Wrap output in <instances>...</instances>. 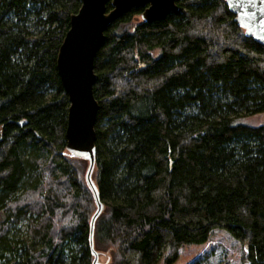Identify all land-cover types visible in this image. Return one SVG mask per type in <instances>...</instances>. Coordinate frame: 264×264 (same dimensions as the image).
I'll return each instance as SVG.
<instances>
[{
	"label": "trees",
	"instance_id": "obj_1",
	"mask_svg": "<svg viewBox=\"0 0 264 264\" xmlns=\"http://www.w3.org/2000/svg\"><path fill=\"white\" fill-rule=\"evenodd\" d=\"M176 3L152 22L131 8L94 56V249L171 264L224 229L241 252L226 264H264V122H235L264 111V46L224 0ZM80 5L0 0V264H92L88 161L66 153L55 64Z\"/></svg>",
	"mask_w": 264,
	"mask_h": 264
},
{
	"label": "water",
	"instance_id": "obj_2",
	"mask_svg": "<svg viewBox=\"0 0 264 264\" xmlns=\"http://www.w3.org/2000/svg\"><path fill=\"white\" fill-rule=\"evenodd\" d=\"M78 10L70 14L69 27L56 55V70L68 98L65 127V149L71 157L88 161L85 181L92 192L96 209L89 222V248L92 264H100L99 253L94 249L93 232L97 216L104 204L92 171L96 159L95 119L98 102L94 97L96 79L93 59L104 40L105 29L131 8H141L145 22L164 18L178 10L176 0H80ZM234 21L247 37L264 46V0H224ZM110 2L111 8H107Z\"/></svg>",
	"mask_w": 264,
	"mask_h": 264
},
{
	"label": "rangeland",
	"instance_id": "obj_3",
	"mask_svg": "<svg viewBox=\"0 0 264 264\" xmlns=\"http://www.w3.org/2000/svg\"><path fill=\"white\" fill-rule=\"evenodd\" d=\"M157 52L153 51V54L156 55ZM235 122L249 126H258L264 122V111L241 116ZM22 225L21 228L23 227ZM240 253L238 245L229 233L224 229H216L205 243L180 246L178 256L171 264L237 263ZM108 260L109 256L107 253L101 252L99 254L100 264H107ZM158 264H164L163 260Z\"/></svg>",
	"mask_w": 264,
	"mask_h": 264
}]
</instances>
